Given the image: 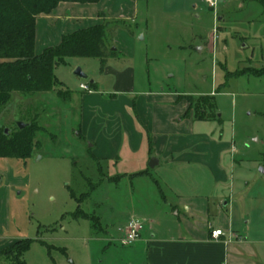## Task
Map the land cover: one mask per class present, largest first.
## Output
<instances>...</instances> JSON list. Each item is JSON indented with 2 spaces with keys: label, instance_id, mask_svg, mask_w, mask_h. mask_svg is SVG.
Segmentation results:
<instances>
[{
  "label": "rangeland",
  "instance_id": "obj_1",
  "mask_svg": "<svg viewBox=\"0 0 264 264\" xmlns=\"http://www.w3.org/2000/svg\"><path fill=\"white\" fill-rule=\"evenodd\" d=\"M108 7L101 18H107L106 42L116 55L104 68L98 58H70L67 66L55 68L72 92L69 102L53 93H13L8 105L0 106L3 128L15 131L19 122H37L45 129L38 134L43 146L31 158H0V249L32 239L26 264H150V235L171 237L185 222H198L173 209L176 192L166 185L162 166L151 168L149 162L150 174L131 176L142 164L118 165L98 156L92 132L82 125V99L91 95L80 88L85 81L74 75L78 67L100 82V95L95 94L105 103L114 100V107L134 104L152 91L191 96L193 107L210 113L198 102L213 96L214 116L197 123L196 131L234 144L224 163L229 167L231 157L236 161L235 169H228L236 193L260 198L251 202L248 197L235 221L251 222L254 233L264 234V76L253 74L264 69V6L254 0H217L215 8L206 0H116ZM36 49L41 53V39ZM109 59L118 70L134 68V86L114 90V77L105 74ZM244 69L249 73L239 72ZM108 103L88 102L95 112L111 111ZM189 184L194 192L196 184ZM219 189L230 192L226 186ZM78 210L99 225L74 217ZM132 217L143 219L145 230L142 239L124 246L118 241L120 229ZM209 218L217 226L216 216ZM0 264L13 263L2 256Z\"/></svg>",
  "mask_w": 264,
  "mask_h": 264
},
{
  "label": "crops",
  "instance_id": "obj_2",
  "mask_svg": "<svg viewBox=\"0 0 264 264\" xmlns=\"http://www.w3.org/2000/svg\"><path fill=\"white\" fill-rule=\"evenodd\" d=\"M112 1L116 2L61 3L51 14L37 20L36 48L39 39L42 53L44 49L58 45L64 35L102 24L107 18H101L100 13L108 10ZM122 11L124 13V9ZM36 53L40 54L37 49ZM111 60L105 74L114 77V90L119 86H134V68L129 65L118 70ZM94 82L96 89L89 92L91 96L82 99L81 116L83 129L92 132L95 139L98 156L116 160L118 165L131 161L142 164V169L136 173H148L140 177L151 173L147 165L152 158H158L156 166L163 167L166 185L176 192L178 204L173 209L178 212L182 209L187 217L198 220L196 224L185 222V228H178L177 235L171 237L150 235L147 238L150 264H264V234L254 233L250 229L251 222L242 225L235 221V212L239 211L238 207H245L249 196L245 191L236 193L235 178L228 176V169H235V159L231 157L229 167L224 163L225 153L235 151L234 144L221 142L222 139L217 142L205 131H196L197 123L211 119L197 120L192 112L187 115L189 103L184 98L152 91L142 93L134 104L129 101L117 104L115 107L120 109L113 106L114 100H108L113 107L111 111L105 112L102 107L101 112H95L88 102H108L97 96L100 95V82ZM177 118L181 123H177ZM211 134L213 136L214 131ZM190 181L194 186L196 184L194 192L190 189ZM222 186L229 187L230 192L220 190ZM249 200L254 202L260 198L253 195ZM225 213L230 218L224 217ZM211 215L218 219L217 226L210 224ZM213 230H222L224 235L213 240Z\"/></svg>",
  "mask_w": 264,
  "mask_h": 264
},
{
  "label": "trees",
  "instance_id": "obj_3",
  "mask_svg": "<svg viewBox=\"0 0 264 264\" xmlns=\"http://www.w3.org/2000/svg\"><path fill=\"white\" fill-rule=\"evenodd\" d=\"M100 0H0V106H7L13 93L34 95L53 93L64 101H70L72 92L65 89L55 74L57 66H67L70 58H98L102 68L109 57L116 55L107 46V22L92 27L77 30L64 35L61 42L51 46L40 54L36 53L37 19L49 15L61 3L96 4ZM264 6V0H254ZM104 13H100L103 17ZM251 69V68H249ZM247 74L244 69L239 71ZM254 76H264V69H256ZM89 83L96 89V83ZM189 103L186 112L194 113L197 120L212 119L215 113V98L201 97L198 105L208 106L210 113L203 108L193 107V97L183 96ZM192 100V101H191ZM210 115V116H208ZM24 129L5 133L0 125V158L22 159L31 158L36 150L42 148L38 134L45 132L37 122L26 123ZM148 172H139L131 176H142ZM122 177V176H119ZM85 197V196H84ZM83 198V197H82ZM74 217H82L94 221V227L99 221L87 213L78 210ZM34 241L20 240L11 246L0 250V257L6 256L13 264H26L23 257Z\"/></svg>",
  "mask_w": 264,
  "mask_h": 264
},
{
  "label": "built area",
  "instance_id": "obj_4",
  "mask_svg": "<svg viewBox=\"0 0 264 264\" xmlns=\"http://www.w3.org/2000/svg\"><path fill=\"white\" fill-rule=\"evenodd\" d=\"M210 7L215 8L217 0H206ZM81 89L83 91L92 92L89 83L81 84ZM145 230V221L139 218H131L124 228L120 229L121 235L118 241L124 245L129 246L140 239H142L143 232ZM224 235L222 230H213L211 233V238L213 240H219Z\"/></svg>",
  "mask_w": 264,
  "mask_h": 264
},
{
  "label": "water",
  "instance_id": "obj_5",
  "mask_svg": "<svg viewBox=\"0 0 264 264\" xmlns=\"http://www.w3.org/2000/svg\"><path fill=\"white\" fill-rule=\"evenodd\" d=\"M74 75H75L76 77H78V78L84 80V81H88V82H90V83H94V80L90 79V78H89V75H88L86 72H84V70H83L81 67H78V68H76V69L74 70ZM26 126H27L26 123H23V122H19V123H18V127H19V129H21V130L24 129ZM5 133H6V134L9 133V129H8V128L5 129ZM157 164H158V161H157V160H151V161H150V167H151V168H154Z\"/></svg>",
  "mask_w": 264,
  "mask_h": 264
}]
</instances>
